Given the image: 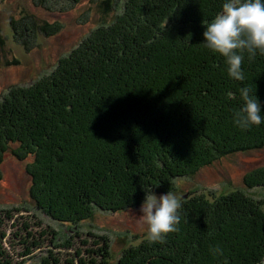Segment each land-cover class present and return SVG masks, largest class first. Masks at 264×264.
<instances>
[{
    "label": "trees",
    "instance_id": "obj_1",
    "mask_svg": "<svg viewBox=\"0 0 264 264\" xmlns=\"http://www.w3.org/2000/svg\"><path fill=\"white\" fill-rule=\"evenodd\" d=\"M224 2L125 0L122 13L52 74L9 90L0 101V165L11 143L19 161L33 159L29 194L39 211L77 229L97 211L141 206L144 190L174 192L176 181L222 157L264 149V123L242 130L233 119L242 87L264 111V56H245V80L237 81L224 58L203 45V22ZM244 187L215 200L195 192L181 197L179 232L124 250L116 264H223L225 257L229 264H259L264 203L246 190H264V167L248 173ZM2 226L0 219V264H16ZM52 236L56 245L65 237ZM21 245L24 255L39 248ZM217 245L224 257L210 251ZM90 253V261L76 253L78 264H108L107 242ZM56 262L50 255L39 264Z\"/></svg>",
    "mask_w": 264,
    "mask_h": 264
},
{
    "label": "rangeland",
    "instance_id": "obj_2",
    "mask_svg": "<svg viewBox=\"0 0 264 264\" xmlns=\"http://www.w3.org/2000/svg\"><path fill=\"white\" fill-rule=\"evenodd\" d=\"M125 0H0V101L9 90L30 87L52 74L60 60L77 49L97 28L111 24L122 12ZM121 9V10H120ZM9 144L0 165V214L5 245L14 254L16 264H39L52 255L57 264L79 258L90 261V252L107 242L110 259L116 264L121 253L147 239V224L141 206L120 213L97 211L77 229L66 228L39 211L30 198L31 181L27 166L32 158L19 161ZM264 167V149L220 158L202 168L194 177L175 182L173 193L180 197L191 192L215 200L232 191L245 190L244 177ZM246 192L264 203V190ZM157 197L161 196L156 194ZM64 240H53L54 236ZM20 239V240H19ZM37 242L30 255L22 242ZM40 241V242H39ZM49 252H51L49 254ZM76 257V258H75Z\"/></svg>",
    "mask_w": 264,
    "mask_h": 264
},
{
    "label": "clouds",
    "instance_id": "obj_3",
    "mask_svg": "<svg viewBox=\"0 0 264 264\" xmlns=\"http://www.w3.org/2000/svg\"><path fill=\"white\" fill-rule=\"evenodd\" d=\"M203 27L206 29L204 47L224 58L230 78L244 81L242 65L245 56L248 60L255 59L258 53L264 56V0H225L222 10L211 22L204 21ZM240 96L243 105L234 110V123L242 130L264 123V111L251 88L242 87ZM144 191L146 197L140 211L147 224V239L151 243H164L168 234L180 230L181 197L171 191L159 197L152 189ZM210 251L215 256L224 257V250L218 245ZM223 264H229L226 257ZM259 264H264V259Z\"/></svg>",
    "mask_w": 264,
    "mask_h": 264
}]
</instances>
